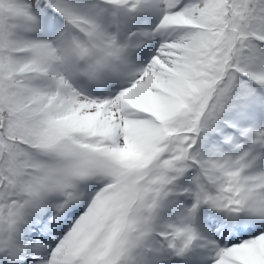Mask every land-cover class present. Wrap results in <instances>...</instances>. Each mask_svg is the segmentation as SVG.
I'll return each mask as SVG.
<instances>
[{"label":"snow or ice","instance_id":"6c2138e0","mask_svg":"<svg viewBox=\"0 0 264 264\" xmlns=\"http://www.w3.org/2000/svg\"><path fill=\"white\" fill-rule=\"evenodd\" d=\"M0 264H264V0H0Z\"/></svg>","mask_w":264,"mask_h":264}]
</instances>
